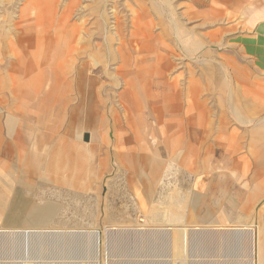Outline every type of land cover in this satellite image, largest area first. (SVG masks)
Masks as SVG:
<instances>
[{"label": "rangeland", "instance_id": "rangeland-1", "mask_svg": "<svg viewBox=\"0 0 264 264\" xmlns=\"http://www.w3.org/2000/svg\"><path fill=\"white\" fill-rule=\"evenodd\" d=\"M19 1L0 0V8L2 7L0 19L4 21V27L7 26L6 21L15 12ZM58 1L60 10L69 9L70 22L79 26V37L81 36L79 41L83 42L81 54L79 53V57H76L75 64L81 69L83 77L81 76V81L78 80L80 84L77 93L72 106L65 114L60 129L61 133H68L63 137L66 139V152L69 154H66L67 170L65 171L69 174L68 181L61 180L57 176L58 178L53 179V182H57V186L54 185L56 183L53 184L45 179L41 172H35V176L29 179L19 174V179L12 181L14 184L12 192L5 191L4 185L0 183V212L4 216H0V229L4 227L32 229L30 225L24 223L23 218L20 216L13 218L12 215L26 210L34 202L42 204L47 201L58 210L49 222L31 224L45 225L33 227L34 229L76 230L84 232L85 236L81 234L70 236L73 239L70 237H55V239L52 236L34 238L29 245L30 254L26 258H24L26 255L20 251L21 237L20 239L7 237V239L2 236V240L0 236V261L14 259L12 263H16L32 260L31 256H38L39 259H48L52 256L54 260L62 254L54 253L53 248L56 247L58 250L59 246L61 248L71 246L72 255L76 256L77 260L82 259L84 262L91 263L92 245L88 243L89 236L93 230H98L101 237L98 264H164L166 262L182 264L180 259L172 256L168 241L170 229H174V233L177 234L178 229L182 228L200 225L216 229L218 225L223 224L227 229H241L252 225L256 230L253 237L256 264H264V108L253 105L251 97V87L256 84L251 67L256 68L262 63L257 64L255 60L257 53H253L252 57L251 49L244 43L245 38L251 37V33L257 29L264 30V0H139V5L138 0ZM133 7L144 14L145 23L151 29L147 31L140 51V54L146 55L145 65L151 64L154 48L164 56L166 55L161 65L163 71L160 81L154 87L158 88L164 84L165 80L174 79L175 85L168 84L166 93L173 94L175 97L176 92L179 94L178 98L172 101L169 99L171 102L176 100L178 105H175L177 107L175 111L164 112V119L160 126L166 120H173L176 128L171 129L167 134L175 132V136L176 133H180L185 134L186 137L182 140L180 148L176 150L177 153H174L175 159H170L166 163L161 176L162 181L156 185L151 195L152 202L155 204L158 202H163L165 205L169 202L173 205L185 204V217L175 222L163 221L156 216H154L156 219L152 220L153 218L147 212L136 206L132 190L125 181V172L116 164L112 153L115 141L109 110L111 107L120 110L119 93L121 91L113 75V68L119 62V57L115 53L118 42L116 36L118 33L123 35L124 33L121 34L123 31L126 34L124 35L129 37L128 33L132 30V25L127 17L130 18V10ZM120 11L126 15L122 16ZM117 17L118 19L121 17V20ZM116 20L119 22L117 23ZM132 51L129 47V52L133 53ZM259 54L262 53L259 52ZM95 57L98 63H92ZM104 67L112 73L110 76H107ZM90 69L93 70V76L86 77L85 73ZM190 79L192 84L188 91ZM100 86L101 89H99ZM166 97L162 96L159 104L167 101L168 96ZM90 98L97 101V119L88 124L89 126L85 129L86 132L95 130L96 145L100 150L96 152V160L93 163L78 159L77 152L83 155L82 149L78 148V145L71 146L76 139L74 137L76 129H79L82 119L81 109ZM102 99L104 102H101ZM188 101L191 102V106L188 105ZM127 102L131 105L129 100ZM253 102L256 101L253 100ZM10 105L9 99L7 107ZM76 109L80 111L77 110L73 115L72 111ZM200 111H205L209 122L203 139L199 131L195 130L193 122L190 127L186 125L188 115L193 117ZM103 112L105 126L109 128L110 144L107 147L109 149L106 165L100 168L98 159L106 156V146L102 145L98 133L102 130L99 116ZM144 118L146 124L152 125L153 120L149 114L144 113ZM4 120V116H1L0 139L3 141L6 139ZM167 123L169 122L165 124ZM121 125H123L122 122ZM38 128L34 125L33 129L36 133ZM128 133L130 134L129 131ZM36 137L38 138V135ZM58 138L46 144L55 145ZM252 148L255 149L254 154L250 152ZM160 150H162V157L166 156L165 143L161 144ZM186 150L187 161L182 164L179 160ZM13 159L16 160V154ZM185 165H190V168L186 169ZM11 170L15 171V164L11 166ZM99 170L100 173H98ZM78 171H81L80 176L75 178ZM48 173L55 175L52 165L49 166ZM4 177L8 178L7 180L10 179L7 175ZM249 198L252 199L253 205L246 210L244 207ZM220 236L205 234L201 239L202 243L199 244L202 245L201 249L198 247V237L189 236V240L187 238L186 241L188 254L205 255L204 257L208 258L217 252L216 255L219 258L225 259L224 264H247L249 246L247 234L229 231ZM79 241L86 242L87 245H79Z\"/></svg>", "mask_w": 264, "mask_h": 264}, {"label": "bare ground", "instance_id": "bare-ground-1", "mask_svg": "<svg viewBox=\"0 0 264 264\" xmlns=\"http://www.w3.org/2000/svg\"><path fill=\"white\" fill-rule=\"evenodd\" d=\"M58 3V0H20L18 5H16L17 8L15 9V12L13 14L10 13L11 15L9 16V19L7 21L5 20L7 22L6 27L3 26L4 21L0 19V117L4 116V128L6 131V139H4V141L0 139V153L2 156V162L0 163V183L4 185V190L7 192H12L14 189L12 181L19 179V174H21L23 178L29 179L35 176V172H41L45 179L49 180L53 184L56 183L54 185H57V182H53V179L58 178L57 176H59L61 180L68 181L69 174L67 172L65 173V171L67 170L66 154H69L66 152V139H63V137H65V135L67 136L68 133H61L60 129L62 123L64 122L65 114L68 108L72 106V101H74V96L77 93L78 85L80 84L78 80L81 81V69L76 67L75 64L76 57L83 48V45L81 44L83 42L80 43L79 41L81 37H79V26L70 22L69 9L60 10ZM138 3L139 0L137 1V4ZM130 11L131 16L130 18L127 17V20L130 19V24L132 25V30L128 33L130 35L129 37H126V34L123 31L121 34L124 33L125 35H120L118 33L116 36L118 37V42L116 43L117 45L116 47L113 46L115 47V53H117L119 57V62L116 60L118 62L117 66L113 68V75L116 81H118L117 83L121 91L119 93L120 110L118 111L115 107H111L109 110V115L112 117L113 121V137L115 141L112 153L115 157L116 164L125 172V181L128 187L132 190L136 206L142 211L147 212L148 215L153 218L152 220L161 218L163 221L175 222L182 220L185 217V204L178 203L173 205L169 201L168 202L170 204L168 203L166 205L163 202L158 201V203L155 204L152 202L151 195L153 191H155L154 189L156 185L162 181L161 176L166 163L170 159H175L174 153L180 148L182 140L186 137L185 134L180 133H176L175 136V132L167 134L168 131L176 128V124L173 123V120H166L164 124L160 126L164 119V112H166V110L175 111V108H177L175 107L177 104L176 100L174 102L171 101L178 98L179 94L176 92L175 97L173 94L166 93L168 84L169 86L175 85L174 79L172 81L165 80L164 84H161L158 88L154 87L155 84L160 81V75L163 71L161 65L164 63L166 55L164 56L161 52L154 48L151 56V64L149 66L145 65L146 55L140 54V51L142 49V41L145 38L146 33H148L147 31L151 29H149L148 25H146L143 13L136 10V8L134 9V7L133 9L131 8ZM122 13L121 15L123 16L125 13ZM121 17H119V19ZM87 18L88 17H86V19ZM86 19L84 20L86 21ZM123 26L126 27V25ZM118 29L120 30V27ZM124 29L126 30V28ZM149 34H151V32H149ZM85 36L84 38H86ZM114 39L116 40V38ZM129 47H131L133 53L129 52ZM90 58L92 59L93 57L91 56ZM94 60L95 61H92V63H98L96 57ZM104 69L103 70L106 72L107 76L112 74L106 67H104ZM92 73L93 70H88L85 73L86 77H90ZM192 79L188 82V91L191 89L190 84H192ZM103 83L106 84L105 82ZM99 89H101V86ZM172 90L174 91V89ZM93 93L95 92L93 91ZM162 96H168V100L159 104ZM9 99L11 105L10 107H7ZM169 99H171V101ZM128 100L131 102V105L127 102ZM101 102H104V100ZM96 104L97 101L93 99L91 100L90 98L87 100L82 109L79 108L81 109L82 119L79 124V129H76V134L74 136L76 139L73 141V144H71V146L78 145V148L82 149L83 155H80L77 152L76 157L89 163H93L96 160V152L100 151L96 145L97 134L95 133V130L89 129L90 131L86 132L85 129L89 126L88 124L97 119ZM188 105L191 106L190 101H188ZM79 109H76L75 111L73 110L72 114L74 115V113ZM144 113L149 114L153 120L151 123L152 125L149 126L145 123ZM104 116V112L99 116V123L102 130L98 133L100 134L102 145L106 146V148L103 147L105 148L106 156L104 158L98 157V164L100 168L106 165L109 149L107 147L110 144L109 128L105 126L106 120ZM73 117H71V119ZM72 121L73 120H71V122ZM121 122L123 125H121ZM166 122L169 123L165 124ZM192 122L195 130L199 131L201 134L200 137L203 139V137L206 136L208 127L207 123L209 124L208 119H206L205 111H200L198 115L193 117L188 115L186 125H189L188 127H190ZM34 125L39 127L37 133L33 129ZM36 135H38V138ZM56 137H59L56 141L57 144H53L51 146L46 144L47 142H52ZM187 137H190V135H187ZM164 143L167 147V152L166 156L162 157V150H160V148L161 144ZM236 146L235 150L237 149ZM254 150L255 149L252 148L250 152L254 154ZM186 153L187 150L182 153L183 157H181V159L179 157V161L182 162V164L187 161L186 157L188 155L185 156ZM15 154L16 160L13 159ZM13 164H15V171L11 170V166ZM51 165L54 168L53 174L55 175L53 176L48 173V168ZM185 168L189 169L190 165H185ZM80 173L81 171H78L75 178ZM98 173H100V170ZM5 175L9 176L10 179H5ZM167 198L169 200V197ZM252 202V199L249 198L244 209L247 210L250 208L253 205ZM161 203L164 206H161ZM57 210L58 209L52 207L47 201L42 204L34 202L29 205L26 210L14 213L12 217L16 218L18 216L19 218L20 216V218L24 219V223L28 225L38 223L45 224L52 219ZM0 216H3L1 212ZM154 216H156V218ZM5 228L7 227L0 229L1 238L2 236L3 238L21 237L20 241L22 246H19L21 247L20 251L26 255L24 258L28 257L30 254L29 245L34 238H45L46 236H52L53 238H69L72 235L78 234L85 236L84 232L76 230L63 231L53 228L48 230L41 229L38 230V232L32 233V229L27 228ZM229 231L237 233L245 232L247 234V245H249L247 248V264H256L255 243L253 242L256 230L252 225L241 229H227L223 226V224L218 225V228L216 229L199 225L192 228L178 229L177 234L174 233V229H170L171 234L169 235L168 241L169 245H171L172 256L173 258L180 259L182 264H224L225 259L223 260L219 258L218 255H216L217 252L215 255L208 258L204 257L205 255L198 256L192 253L188 254V245H186V241L189 236L193 238L198 237V247L201 249L202 245L199 244L205 234L210 233L221 237V234L223 235V233ZM70 238L73 239L72 237ZM83 241H79V245H87V243ZM88 243L89 245H92L91 263L84 262L82 259L77 260V257L72 255L73 252L70 249L71 246L62 248L59 246L58 250H56V247L52 249L54 253L56 252L57 254H62V256H58V259L53 260L51 258L52 256L48 257V259H39L38 256H31L32 260H22L12 263L13 259L12 261H0V264H98L99 245H101V237L98 230H93L91 232ZM164 264L172 263L166 262Z\"/></svg>", "mask_w": 264, "mask_h": 264}, {"label": "crops", "instance_id": "crops-1", "mask_svg": "<svg viewBox=\"0 0 264 264\" xmlns=\"http://www.w3.org/2000/svg\"><path fill=\"white\" fill-rule=\"evenodd\" d=\"M244 43L251 49L250 51L252 52V57L253 53H257L256 59L254 58L257 64L262 63L256 68L254 66L251 67V73L254 74L256 81V84H253L251 87V97L253 105H257V107L261 106L262 108H264V30L257 29L256 31L251 33V37L249 36L245 38ZM259 52H261L262 54H259ZM254 59L253 62H255ZM261 65L262 67H259ZM243 78V81H245L244 76ZM253 100H255L256 102H253Z\"/></svg>", "mask_w": 264, "mask_h": 264}, {"label": "water", "instance_id": "water-1", "mask_svg": "<svg viewBox=\"0 0 264 264\" xmlns=\"http://www.w3.org/2000/svg\"><path fill=\"white\" fill-rule=\"evenodd\" d=\"M44 226H45V225H39V226H38V225H34V226H33V225L30 224V227L32 228V230H31L32 233H34V232H38V229H34L33 227L38 228V227H44Z\"/></svg>", "mask_w": 264, "mask_h": 264}]
</instances>
